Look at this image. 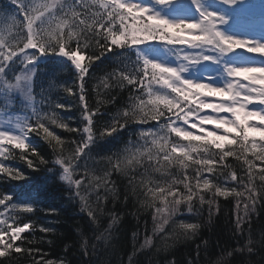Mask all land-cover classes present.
<instances>
[{"label":"snow or ice","instance_id":"6c2138e0","mask_svg":"<svg viewBox=\"0 0 264 264\" xmlns=\"http://www.w3.org/2000/svg\"><path fill=\"white\" fill-rule=\"evenodd\" d=\"M168 2L169 0H159L161 4ZM193 2L200 11V19L189 23L173 22L158 13L145 18L144 14L150 9L132 0H9L11 12L0 15V96L7 99L11 94L20 93L27 101L26 107L30 109V115L12 118L7 115V104L0 113L3 118L0 123V157L3 158L0 159V173L4 174V178L25 179L24 172L5 164V160L19 159L34 170L38 169V165L49 164L30 143L32 134H35L37 137L42 136L53 149V163L61 169L60 179L75 189V195L82 204L81 210L87 211L94 223L97 222V212L104 214L103 205L109 197L113 200L119 198L115 181L111 180L112 172L116 171L129 176L132 191L143 190L141 205L153 210V235L163 233L170 221L174 224L173 232H196L197 223L174 221L173 218L180 214L182 206L188 213L199 215L207 205L208 221L211 223L220 207L217 197L230 196L235 198L236 228L242 230L243 224L249 222L251 213H255L261 201H264V135L258 140L249 135L250 131L264 133V107L257 111L248 110V106L254 101L264 105V94H261L264 92V79L257 78V75H247L264 74V66L227 67L228 74L230 69L239 70L229 74L232 79L225 86L213 87L209 83L182 78L184 65L166 66L142 55L138 67L125 64L119 72L114 70L100 78L105 89L124 88L128 85L139 87L135 93L129 94L128 107L118 111L111 121L101 124L98 132L94 131V118L99 116L103 104L114 101L98 99L93 110L86 96L85 78L89 75V68L113 47L139 46L154 40L196 48L205 45L221 53L248 47V41L227 36L219 30V25L225 23L223 16L214 11L201 10L199 0ZM234 2L235 0H225V3ZM193 32H198L199 35H193ZM185 33L188 34L187 37ZM90 48L91 54L87 51ZM248 50L264 53V45ZM47 55L67 57L77 70L78 104L81 118L86 122L82 128L72 127L56 111L51 110H71L70 105L50 99L49 93L57 87L55 79L49 81L47 90L41 89L45 99H48L50 110L45 112L34 103L36 97L33 94V78L38 71L35 64L40 56ZM191 57L193 56L185 55L183 59L196 61ZM202 59L211 58L204 56ZM16 63L22 65L19 74L12 71ZM10 71L14 74V82L8 78ZM110 77H114L115 83L109 82ZM241 77L248 83H243L239 79ZM157 85L159 87H155ZM61 86L66 93L75 95L73 86ZM216 93L223 97L218 104L205 103L200 99L201 96ZM145 95L147 99L144 98ZM43 103L42 99L41 104ZM208 108L215 115H200L202 109ZM221 113L231 114V118L228 115L221 116ZM193 117L195 122L190 123ZM255 120H259V124L252 123ZM149 121L159 122L155 130H140L136 133L138 141L129 140L122 152L102 156L99 160L92 157V145L97 140L113 136L128 124H146ZM179 121H183L184 126ZM49 125H55L68 133H76L81 139L63 140L50 130ZM205 125H215V128L209 130ZM193 130H198L199 134ZM173 133L187 143L173 140ZM68 145L73 147L69 149ZM12 148L20 149L21 152L17 155ZM29 155L33 159H29ZM85 156L93 164H103L104 167L97 174L96 169L90 167L86 160L82 169L83 178L74 179L78 162ZM145 158L149 162H155L152 169L154 172L168 178L154 180L147 175V169L139 181L136 176L130 175ZM229 158L238 164L240 173ZM173 167L180 170L179 175L171 173L170 169ZM189 169H192V173L188 172ZM100 190H103L104 195L99 194ZM92 193H97L94 202L89 199ZM204 193L209 195L206 197ZM172 202L176 203L179 213L170 209ZM0 206V258H3L0 264H20L21 257H31V264H65L63 260H46L44 254L37 260L33 254L40 253V249L26 246L37 241L28 240L22 234L28 231L34 233L37 224L30 218L25 222L22 214L34 213L36 205L18 203L11 195L0 191ZM109 215L112 223L97 236V240L110 239L109 230L119 222L115 213ZM39 230L44 233L54 232L53 228L46 226H40ZM135 236L136 233H133L134 238ZM168 239L169 236L164 237L165 247H168ZM17 241L21 243L17 244ZM48 243L51 244L52 241L49 240ZM207 243L203 241L205 248ZM151 244L152 238L146 236L140 248ZM83 246L87 254V241H84ZM197 248L199 253L200 246ZM235 251L243 252L242 249L224 252L215 264H228L227 258ZM94 253L93 245L92 254ZM131 262L130 256L129 264ZM189 264L193 262L189 261Z\"/></svg>","mask_w":264,"mask_h":264},{"label":"trees","instance_id":"16d2710c","mask_svg":"<svg viewBox=\"0 0 264 264\" xmlns=\"http://www.w3.org/2000/svg\"><path fill=\"white\" fill-rule=\"evenodd\" d=\"M2 7L8 8L9 0H0V10ZM166 44L167 42L154 40L145 42L141 47L166 46ZM134 47L136 46L113 47L99 60L94 61L89 68V75L85 78V88L87 100L92 105L91 108L95 110L98 99L114 101L103 104L99 116L94 118V131L96 132L99 130V128H96L97 125L100 126L104 122L111 121L118 111L127 108L129 94L136 92L135 86L132 85L124 88L112 87L105 89L100 79L107 73L119 69L123 63L131 62L136 58ZM87 51L91 54L92 49L90 48ZM42 59L44 61L40 63L41 66L37 71V75L33 78L35 102L45 112L50 110L48 99H45L46 97L41 89L47 90L51 79H55L57 82V87L49 93L52 101L70 106L78 101L79 91L76 87L79 83L76 78L78 73L72 62L67 57L59 55L40 56L39 60ZM21 67L22 65L19 66L15 74H19ZM8 78L14 82L13 73H9ZM109 82L115 83L114 77H110ZM61 85L73 86L75 95L66 93ZM98 85L99 87H97ZM97 93H99V96ZM42 99L44 100L43 104H41ZM51 110L56 111L63 120L69 122L74 128H82L86 124L81 118L80 110L73 109L72 106L69 112L59 108H51ZM158 123L152 121L149 126ZM147 126V124L140 123L128 124L117 133H114L113 136H110L109 142L104 143V146L102 143H98L97 140L95 145L98 148L92 145V157L99 160L102 156H111L113 153L122 152L129 140L138 141L135 132L137 127L145 128ZM49 127L63 140H76V133H68L55 125H49ZM30 143L49 161V164L47 166L38 165V169L34 170L28 168L26 163L19 159H10V166L24 172L25 179L11 180L10 178H4V174L0 173V191L11 195L13 200L17 202L36 205L34 215L30 216V219L37 224L36 231L34 233L32 231L25 232L23 236L27 237L28 240L35 239L37 241L35 244H26L29 248L40 249V253L33 254L37 260L40 259L41 254H44L46 260H63L65 264H101L102 261L106 264H129L130 256L132 257L131 264H171V262L189 264V261H192L193 264H215L222 253L244 248L249 235L254 240H259L261 233L264 232V201H261V205L258 206L255 213H251L249 222L243 224L242 230H237L235 225V198L230 196L228 198L217 197L220 207L211 223L208 221L207 205L201 209L199 215L188 213L182 206L180 214L173 218L174 221H186L202 225L199 233L191 240L174 242L171 238L174 224L171 221L165 227L163 233L153 235V210H145L142 207L143 190H139L138 195H133L129 185V176L121 175L116 171L112 172L111 180L115 181L119 198L113 200L110 196L103 205L104 214L97 212V222L94 223L92 218L88 216L87 211L81 210L82 204L80 198L75 195V189L60 179L61 169L53 163L55 156L48 142L42 136L37 137L32 134ZM67 147L70 149L73 146L68 145ZM13 151L17 155L21 152L19 149ZM29 159H33V157L29 155ZM86 160L90 167L96 169L97 174H100L101 168L104 167L103 164H93L85 156L78 162L79 166L77 174L73 177L74 179L83 178L82 169ZM229 161L236 166L238 173H240L241 170L238 164L232 158H229ZM153 167H155V162L147 160L144 166L131 171L130 175L136 176L137 181H139L147 169V175L154 180L160 181L168 178L162 177L159 172H154ZM170 171L173 175L180 174L177 167L171 168ZM188 172L192 173V169H189ZM205 175L209 174L205 173ZM181 191H183L182 187ZM99 194L104 195L103 190H100ZM204 194L206 197L209 195L208 193ZM66 195H69L70 200L63 203ZM96 195L97 193H92L89 199L94 202ZM48 202H51L52 205L49 209H46ZM54 205L57 206L54 207ZM196 207L199 208L200 206L196 205ZM37 212L38 214H36ZM109 213H115L119 217V222L109 230L110 239L97 240V236L112 223ZM28 219L26 216L24 217L25 222ZM40 226L51 227L54 232H41L39 230ZM133 233H136L135 238ZM146 236L152 238V244L141 249L140 246L144 244ZM165 236H169L166 243L171 247H165ZM49 240L52 241L51 244L48 243ZM84 241H87V254L83 246ZM203 241L208 242L206 248ZM20 243L21 241H17V244ZM93 245L96 246L94 255L92 254ZM198 245L200 246L199 253ZM16 255L19 256L20 254ZM31 259V257H21L20 264H31ZM2 260L3 258H0V261ZM227 261L228 264H248L249 261L253 264H264V247L258 245L254 254L235 251L231 257L227 258Z\"/></svg>","mask_w":264,"mask_h":264},{"label":"rangeland","instance_id":"374dc122","mask_svg":"<svg viewBox=\"0 0 264 264\" xmlns=\"http://www.w3.org/2000/svg\"><path fill=\"white\" fill-rule=\"evenodd\" d=\"M132 2L137 3V4L144 6V7H148L150 9V11L148 13L144 14L145 17H147L148 15H151V14L158 13L163 18H167L173 22L187 21V22L191 23V22H197L200 19V13H197V12L194 13V11H192V13H188L187 17H185V16L179 17V16H174L173 13L169 14V11L167 9H161L159 7L154 6L148 0H132ZM192 2H193V0H192ZM214 2L218 8L225 10L229 14H232L233 10L236 9V14L238 15V17L245 22H249V21H251V22H264V0H255V1L235 0L234 3H225V0H214ZM192 4L197 7L196 3L193 2ZM199 5H200L201 10L214 11L217 14L223 16L225 18L226 22L232 21L230 19V17H228L227 15H223V11L218 10L216 8L214 10L209 6H205V4L201 3L200 0H199ZM8 9H6V10H8ZM11 10L12 9H10L9 12H11ZM20 19H22V17H20ZM233 21H232V23H236L235 20H233ZM249 28L250 27H248L247 29H249ZM250 29L249 30L251 31V33H249V36H248L247 31H246L247 35L243 36V37H241V35L238 37H235L231 34L227 35V33H226L227 36L237 38V39H241V40H245V41L249 42L248 47L245 49L239 48V49L229 51L230 60L227 57H225L224 55H222L221 52L215 51L214 49H211V48L199 47L197 49L196 47H190L189 49L182 50L181 53L189 54L188 56L196 57L199 54L198 53V51H199L200 52L199 55H202L203 57L208 56L211 58V59H208L209 63L203 64L202 66H199L198 70H196L201 76L194 74V73H189V75H188L189 77L187 75H185L186 73H188L187 71L190 70L188 65L194 64V63H196V61H194V62L189 61L188 63H179L177 65L174 63L173 57L168 51L161 52V51H155V50H150V51L143 50V51H141V53L143 56H147L149 59H152L153 61L162 62L166 66L179 67L180 65H184L185 70L181 73L182 78H184V79H190V80H193L194 82L209 83L213 87H223L227 83H229L232 79L229 76V74L227 73V70H226L227 67H242V66L262 67V66H264V53H254V52H251L248 50L249 48L255 47L257 45H264V38H260L259 36H257L260 33L264 34V25H260L258 27H257V25H255L253 28H250ZM173 30H177V29H173ZM192 34L198 35L199 33L193 32ZM262 37H264V35ZM166 45H167V48H169L173 51H176L174 48H172L171 44L167 43ZM240 50H245V52H247V54H250L252 57H249V55H245V56L244 55H237ZM255 55L256 56L259 55V57H254ZM247 75H258V73H248ZM191 77H195V78H191ZM239 79H241V81L243 83H248V81H244L242 77ZM258 87H259V85H258ZM202 91L206 92L207 90H202ZM200 99H202L205 103L218 104L221 101V99H223V97L219 93H216L215 95H212V96H207V95L201 96ZM262 107H264V105H260L258 103V101H254L253 104H250L248 106V110L249 111H257L259 108H262ZM208 109L210 111H207V112H206V110L202 109L200 111V115H208V114L215 115V113L213 112V110L211 108H208ZM3 111L4 110L0 109V113H2ZM7 115L12 117V118H15L16 116H20V117L27 116V114H25V113H16V112H14V113L9 112ZM168 115H171V113H168ZM220 115L221 116L228 115L231 118V114L221 113ZM2 122H3V118L0 117V123H2ZM151 122L152 121H149L148 123H151ZM191 122H195V117H193L191 119L190 123ZM148 123H146V124H148ZM178 123L181 126H184L183 121H179ZM252 123L259 124V120L252 121ZM157 125H152V126H148L146 128H141V129H139V131L140 130H148V129L155 130ZM188 127H190V125ZM205 127L208 128L209 130H212L215 128V125H205ZM193 131H196L197 134H199L198 130H193ZM221 135H222V133H221ZM249 135H250V137H254L258 140L261 135H264V133H261L258 131H250ZM172 139L173 140H180V142H182V143H187V141H183L180 138L176 137L174 133L172 134ZM211 139H215V137H211ZM221 142H223V141H221ZM139 143H143V142L139 141ZM153 151H155V149H153ZM0 159H3V158L0 157ZM144 160L147 161L146 159H144ZM4 163H5V161H4Z\"/></svg>","mask_w":264,"mask_h":264},{"label":"bare ground","instance_id":"6f19581e","mask_svg":"<svg viewBox=\"0 0 264 264\" xmlns=\"http://www.w3.org/2000/svg\"><path fill=\"white\" fill-rule=\"evenodd\" d=\"M145 18H146V17H145ZM0 27H2V25H0ZM151 47L154 48L155 45H153V46H151ZM165 47H166V46H161V52L166 51V48H165ZM135 55H136V58H134L131 62L123 63L119 69L121 70L122 67H123V65H125V64H127V65H129L130 67H133V68L138 67L139 64H140V63H138V62H141L139 58L142 56V53H141V51H140L139 49H136V50H135ZM44 59H45V58H44ZM44 59H42V60H39V59H38V61H36L35 67H36L37 69L40 68V66H41L40 63H41L42 61H44ZM85 63H86V61H85ZM20 65H21L20 63H16L15 66H14V69H15V70H18ZM119 69H117L116 72H119V71H120ZM138 87H139V85H136V86H135L136 90H137ZM144 98L146 99L147 96L145 95ZM88 103H89V102H88ZM5 104L8 105L9 112H12V113H14V112H16V113H25V114H27V115H30V109H28V108L26 107V105H27V101H25V100L22 98V96L20 95V93H18V92H17V93H14V94H11L10 97L7 98V99H6L5 97H3V96H0V109L4 110V106H5ZM71 106H72L73 109L80 110V106H79V104H78V101L72 103ZM89 106L92 107V105H91L90 103H89ZM38 107H40L39 104H38ZM63 110H65V109H63ZM67 111L69 112V110H67ZM96 125H97V124H96ZM96 125H95V126H96ZM99 127H100V126L97 125L96 128H99ZM139 129H140V128L137 127V129L135 130V132L138 133V132H139ZM79 139H81V137H80L79 135H77L76 140H79ZM102 140H103V141H102ZM102 140H101V139L98 140V143H102L103 146H104V143L107 144V142H109V137H106V138H104V139H102ZM93 146H96V145L94 144ZM96 147H97V146H96ZM97 148H98V147H97ZM145 162H146V161L143 160V162H142L140 165H137V166L135 167L134 171L137 170V169H139L141 166H144ZM69 200H70L69 195H66V197H65V199H64V201H63V203L68 202ZM18 203H21V202H18ZM51 205H52V203H51V202H48V203H47V206H46V209H47V208L49 209V207H51ZM55 206H57V205H54V207H55ZM0 209H2V206H0ZM34 213H35V212H34ZM34 213H25V214H22V215H23V217L26 216L27 218H30V216H33ZM36 214H38V212H37ZM24 215H25V216H24Z\"/></svg>","mask_w":264,"mask_h":264},{"label":"clouds","instance_id":"9594fccd","mask_svg":"<svg viewBox=\"0 0 264 264\" xmlns=\"http://www.w3.org/2000/svg\"><path fill=\"white\" fill-rule=\"evenodd\" d=\"M191 58L195 59V60L201 59V57H191ZM236 70H239V69H230L229 74L231 75V73L236 71ZM257 78L264 79V74L258 73ZM261 94H264V92H262ZM131 193L133 195H138L139 189H137L135 192L131 190ZM170 209L174 212H177V213H179V211H180L175 202L171 203ZM145 210H147V208H145ZM252 211L255 212V209H253ZM197 225H198V230L196 232L185 233V232H181V231H174L171 238L173 239L174 242H183L185 240H191L194 236H196L199 233V230L201 229V227H199V225H201V224L197 223ZM258 245L260 247H264V232L261 233V238L259 240H254L252 238V236L249 235L248 242L244 246V248H242V251H245L249 254H254ZM168 247H171V245H168ZM229 255H231V254L229 253ZM101 264H106V262L102 261ZM248 264H253V262L249 261Z\"/></svg>","mask_w":264,"mask_h":264}]
</instances>
